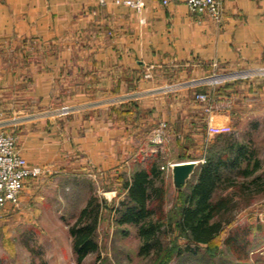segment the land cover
Wrapping results in <instances>:
<instances>
[{
  "label": "crops",
  "instance_id": "obj_1",
  "mask_svg": "<svg viewBox=\"0 0 264 264\" xmlns=\"http://www.w3.org/2000/svg\"><path fill=\"white\" fill-rule=\"evenodd\" d=\"M143 5L0 0V113L41 178L78 168L129 179L143 167L142 129L207 136L208 115L194 99L204 88L190 89L215 74L246 76L229 101L264 104V0H222L220 23L182 2ZM229 108L215 105V121Z\"/></svg>",
  "mask_w": 264,
  "mask_h": 264
},
{
  "label": "rangeland",
  "instance_id": "obj_2",
  "mask_svg": "<svg viewBox=\"0 0 264 264\" xmlns=\"http://www.w3.org/2000/svg\"><path fill=\"white\" fill-rule=\"evenodd\" d=\"M225 75L222 74L221 78L215 74L210 79L218 80L212 82L207 78L205 82L202 81L203 85L190 89L196 92L204 88L202 93L209 96L207 136L199 132L202 135L198 139H181L180 132L172 133L166 125L161 129L162 143L156 144L153 139L158 128L150 133L143 129L140 132L145 143L141 145V166L154 163L163 172L165 211L168 215L177 204L178 195L187 193L193 174L205 162L207 151L218 136H231L243 141L259 161L260 170L256 175H261V189L252 195L248 205H245V199H235L236 207L225 216L230 224L215 241L214 258L209 262L202 260V255L199 258L178 259L174 256V250L185 244V240L176 231L164 237L166 252L163 257L157 261L151 257H142L138 254L140 244L136 229L130 225H116L114 213L107 210L97 228L98 251L86 256L80 264H264V104L254 97H247L244 104L235 98L229 101L228 94L244 90L234 89L237 77L246 76ZM214 92L222 93L217 95L221 99H216ZM215 105L230 106L221 117L225 118L222 123L213 117ZM234 106L235 110H232ZM168 143L171 144L169 148L166 147ZM183 161H193L196 165L185 183L177 188L173 184L170 165ZM26 181L28 185L25 184L26 190L21 192L17 205H8L1 215L0 264H78L68 230L79 210L91 195L105 201L108 208L118 207L125 197L121 181L100 178L89 169L77 168L74 172L65 170L42 178L40 174ZM248 226L252 230L244 251L232 253L222 244L227 235Z\"/></svg>",
  "mask_w": 264,
  "mask_h": 264
},
{
  "label": "trees",
  "instance_id": "obj_3",
  "mask_svg": "<svg viewBox=\"0 0 264 264\" xmlns=\"http://www.w3.org/2000/svg\"><path fill=\"white\" fill-rule=\"evenodd\" d=\"M259 170V161L246 143L231 136H218L210 145L205 162L193 174L187 193L178 195L177 204L168 215L163 172L154 163L135 168L129 179H118L125 190L118 207L108 208L105 201L91 195L79 210L68 230L77 263L97 253V228L107 210L114 213L116 225L136 229L140 256L153 261L163 257L164 237L176 231L185 244L177 246L174 256L181 259L202 255V260L209 262L216 254L215 241L230 224L225 216L236 207L235 199H245L248 205L252 195L259 193ZM251 230L248 226L230 233L222 244L232 253L244 251Z\"/></svg>",
  "mask_w": 264,
  "mask_h": 264
},
{
  "label": "built area",
  "instance_id": "obj_4",
  "mask_svg": "<svg viewBox=\"0 0 264 264\" xmlns=\"http://www.w3.org/2000/svg\"><path fill=\"white\" fill-rule=\"evenodd\" d=\"M170 2H182L190 13L206 15L215 23L222 20V0H162L166 5ZM115 5L127 6L135 12L143 9V0H113ZM196 102L204 105V112L209 113V96L198 93L194 96ZM69 112V108H62L61 114ZM163 126L157 129L153 142L161 144L163 141ZM173 165H170V169ZM41 174L40 168L30 166L20 154L15 138L4 129V122L0 113V222L1 215L8 205H17L23 184L27 179Z\"/></svg>",
  "mask_w": 264,
  "mask_h": 264
},
{
  "label": "water",
  "instance_id": "obj_5",
  "mask_svg": "<svg viewBox=\"0 0 264 264\" xmlns=\"http://www.w3.org/2000/svg\"><path fill=\"white\" fill-rule=\"evenodd\" d=\"M196 163L193 161L173 164L171 168L173 184L180 187L185 183L188 177L193 173Z\"/></svg>",
  "mask_w": 264,
  "mask_h": 264
},
{
  "label": "bare ground",
  "instance_id": "obj_6",
  "mask_svg": "<svg viewBox=\"0 0 264 264\" xmlns=\"http://www.w3.org/2000/svg\"><path fill=\"white\" fill-rule=\"evenodd\" d=\"M216 80H218V78L210 79V81H212V82H214V81H216Z\"/></svg>",
  "mask_w": 264,
  "mask_h": 264
}]
</instances>
